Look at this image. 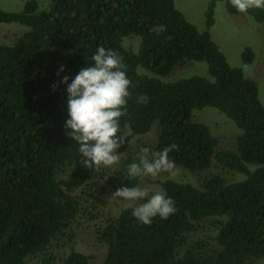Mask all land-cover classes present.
<instances>
[{
  "label": "trees",
  "instance_id": "1",
  "mask_svg": "<svg viewBox=\"0 0 264 264\" xmlns=\"http://www.w3.org/2000/svg\"><path fill=\"white\" fill-rule=\"evenodd\" d=\"M210 0L201 31L175 0H27L21 10L0 8V23L29 27L11 43H0V264H90L75 245L59 253L55 246L69 234L82 211L78 191L99 170L82 162L78 145L66 134V85L92 63L97 46L112 49L130 80L121 130L128 140L157 126L158 152L169 144L175 165L199 176L198 183L159 180L177 211L167 219L139 223L131 206L98 230L107 244L103 264H264V100L257 83L233 67L212 38L215 8ZM264 22V9L247 13ZM139 36L137 49L123 43ZM132 38V37H131ZM247 47L244 64L254 61ZM206 61L209 77L194 75L166 82L176 66ZM61 66L65 71L60 72ZM149 72L153 73L150 74ZM264 99V98H263ZM213 107L233 120L241 133L235 150L219 149V139L195 112ZM147 146V145H146ZM124 159L114 172L117 187L140 184L128 178ZM216 163L243 178L229 180ZM215 218L213 240L189 235L196 224Z\"/></svg>",
  "mask_w": 264,
  "mask_h": 264
},
{
  "label": "rangeland",
  "instance_id": "2",
  "mask_svg": "<svg viewBox=\"0 0 264 264\" xmlns=\"http://www.w3.org/2000/svg\"><path fill=\"white\" fill-rule=\"evenodd\" d=\"M27 0H0V8L6 11L21 10ZM42 6L49 0H38ZM210 0H175L176 7L181 10L186 18L195 24L199 30L206 29V9ZM29 27L20 23H0V43H11ZM212 38L226 55L233 67L243 69L247 77L252 78L258 85L259 97L264 100V22H256L248 14H231L225 5V1L217 3L215 8V23L210 29ZM132 37V38H131ZM139 36H127L123 43L137 49L140 43ZM254 50L255 58L251 64H244L242 53L247 48ZM150 74H153L149 72ZM194 75L209 77L208 63L206 61L188 60L186 63L176 66L173 71L164 77L166 82L186 78ZM263 102V101H262ZM197 120L209 125L212 133L219 139V149L235 150L237 139L241 131L236 123L225 114L213 107H205L195 112ZM123 141L130 135L129 127L121 130ZM157 141V126L145 135H137L128 140L126 147L118 149L120 159L113 166L100 168L92 180L80 191L82 211L72 224L69 234H73L70 241L67 236L59 238L54 249L62 253L68 250L72 243L78 250L91 257L90 264H103L107 244L98 238V230L107 222L117 216L124 206H136V204L124 201L113 196L117 187L114 184V172L120 167L122 161L130 156H136L143 146L154 144ZM211 171H223L229 180L243 178L242 174L224 170L216 163ZM173 178L183 181L198 183L199 176L177 165L171 173L163 172L156 177H141L140 185L147 186L151 192H160L159 180ZM217 232L215 218H207L196 224L195 230L189 235V244L196 240H213ZM260 261L246 262L256 264Z\"/></svg>",
  "mask_w": 264,
  "mask_h": 264
},
{
  "label": "clouds",
  "instance_id": "3",
  "mask_svg": "<svg viewBox=\"0 0 264 264\" xmlns=\"http://www.w3.org/2000/svg\"><path fill=\"white\" fill-rule=\"evenodd\" d=\"M237 12L247 14L250 9H264V0H230ZM88 63L70 78L64 75L60 83L66 85V134L78 145L82 162L96 169L108 168L120 159L118 149L123 144L120 118L126 111L130 95V80L121 59L112 49L97 46ZM65 71L61 66L60 72ZM177 149L169 144L158 152L150 147L139 149L138 159L126 166L128 178L156 177L171 173L175 161L169 153ZM147 186L125 185L113 196L136 204L131 215L141 224L150 225L157 216L167 219L174 214L176 204L166 192H152Z\"/></svg>",
  "mask_w": 264,
  "mask_h": 264
}]
</instances>
